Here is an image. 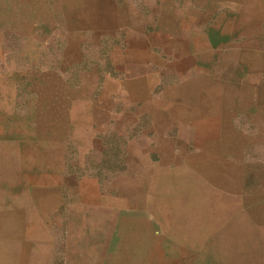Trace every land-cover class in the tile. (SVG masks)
<instances>
[{
  "label": "rangeland",
  "instance_id": "obj_1",
  "mask_svg": "<svg viewBox=\"0 0 264 264\" xmlns=\"http://www.w3.org/2000/svg\"><path fill=\"white\" fill-rule=\"evenodd\" d=\"M136 1L108 0L106 17L93 20L97 10L89 4L0 0V264L16 256L8 248L20 230L42 232L43 264L105 250L122 251L123 264L136 258L137 264H264V220L256 222V211L264 215V115L257 112L229 115L231 146L214 148V190L223 191L214 192L208 218L183 224L201 243L186 252L164 238L179 237V208L165 205L173 214L161 215L148 169L162 157L175 167L212 154L190 141L195 132L180 128L189 115L171 111L184 104L188 87V75L171 66L187 53L156 42L153 25L162 16L215 20L226 11L216 0ZM249 1L251 16L264 12V0ZM120 11L123 18L115 19ZM255 90L235 85L229 106L237 109L250 97L256 103ZM131 215L138 223L133 230L125 226Z\"/></svg>",
  "mask_w": 264,
  "mask_h": 264
},
{
  "label": "crops",
  "instance_id": "obj_2",
  "mask_svg": "<svg viewBox=\"0 0 264 264\" xmlns=\"http://www.w3.org/2000/svg\"><path fill=\"white\" fill-rule=\"evenodd\" d=\"M107 1L70 0V3L86 6L89 4L92 5L94 10L96 6L97 11L92 12L90 19L103 20L107 15L104 8ZM214 2L226 11L215 20L212 19L211 15L204 16L203 14L198 17L194 14L172 15L170 17L162 16L163 23L153 25V37L159 38V40L155 39L156 42L163 44L167 51H184V53H187L184 62L172 65L171 69L172 72L177 75L180 74L182 77L188 75L186 80L183 81L188 86L183 98L186 99L187 104L196 103V106H194L195 108L185 107L187 104L184 102L181 107L171 109V111L180 116L189 115L185 120H182L185 122L181 123L180 128L188 127L189 132L194 129L195 135L190 138V141L202 149L205 148L206 153L209 154L208 152H210L212 156L209 158L195 156L189 160L178 161L175 167H171L169 161L162 157L158 166L148 169L147 173L152 172L150 178L155 176L164 177L163 175L167 173H173L181 177H194L195 179L201 174L196 173V171H189V167L193 165L214 170V148L221 147L224 149L231 146L227 142L226 135L230 130L233 131L232 122L234 120L228 118V116L236 115L235 111L243 116L256 115V112L258 115H264V94L262 93L264 89V12L261 13L260 9L257 8L259 11L257 15L251 16L252 6L250 4L252 3L249 0H216ZM121 3L136 4L137 1L121 0ZM262 5L264 9V1H262ZM252 14L255 13L252 12ZM114 18L121 20L123 18L122 12L120 11L118 15L115 14ZM122 26V24H119L118 30L123 28ZM235 29L238 31L233 32ZM236 36L237 38L234 41L239 39L238 42L231 44L229 40ZM261 52L262 54H260ZM235 68L238 69L237 72ZM134 82L137 84L139 79L137 78ZM240 84L256 87L257 97L253 98L256 103L251 97L246 99L244 104L242 100H239L240 107L236 109L229 106L235 100L231 89ZM239 98L242 99V97ZM190 115H193V118ZM198 134L200 135L198 136ZM149 161L152 162L151 159ZM194 183H196V180ZM163 192L154 191L153 194L150 192V195L159 203L170 201ZM168 211L171 212V210ZM24 225L28 227L31 223L25 222ZM164 238L168 245L173 244L174 250L184 249L186 252L187 245L190 243L199 244L202 239L201 236L192 235H186L185 237L164 236ZM13 239L17 245L8 248V251L16 256L10 257L4 264H8V262L9 264L44 263V240L40 230L38 232L35 230L34 234L32 230H20ZM165 249L162 248L163 251H168V246ZM71 250L72 247L70 246L67 252L70 253ZM83 252L76 253V255L73 253L74 258L68 255L67 264H92V260L100 257V255L95 256L90 252ZM109 254L110 256L104 251L98 264H123L122 251ZM113 255L114 259L112 258ZM110 260H112V263L108 262ZM132 260H130V263L126 262V264L138 263L137 258L134 263H132Z\"/></svg>",
  "mask_w": 264,
  "mask_h": 264
},
{
  "label": "bare ground",
  "instance_id": "obj_3",
  "mask_svg": "<svg viewBox=\"0 0 264 264\" xmlns=\"http://www.w3.org/2000/svg\"><path fill=\"white\" fill-rule=\"evenodd\" d=\"M162 43H164V42H162ZM191 130H192V128H191ZM193 130H192V132H193ZM191 167H192V169H191ZM199 167H200L199 165H193V166L189 167V171H194V172L196 171V173L201 174L200 176H198L195 179L191 175L190 176L193 178H187L186 176L181 177L178 175L172 176V174H170V173L163 175L164 177L155 176V177H160L159 181H155L154 180L155 177L150 178L148 176L146 178V180L148 182V187L150 188L149 191L151 192V194H153L154 191L155 192H161V193H162V191H164L163 193L166 195L165 197L170 199V201H168V202L161 201L159 203L158 201H156L158 206H162V208L158 207V210H160L161 215H164V217H166V216H171L173 214L172 210H171V212H169L168 209L163 207V206H165L164 204H167L166 206H169L171 204H173V206L175 205V209L177 211H178L177 208H179L178 217H180L179 221L182 224L181 225L182 227L178 231L179 237H183V236L185 237L186 235H190L191 227H188V225L191 224L190 226H193V224H195V221H197L199 216H201V218H203V217L208 218L209 217L208 216L209 213H211L214 209V192L220 193L221 191H223V190H214V180H215V176H216V175H214V170H208V169L202 168L204 166H202L201 168H199ZM150 175H152V172H150ZM195 180H196V183H194ZM163 210H165V211H163ZM176 210H174V212ZM98 212L100 213V211H98ZM102 212L104 213L105 211H102ZM106 212H107V210H106ZM206 212H207V215L203 216V214H205ZM256 213L258 214V215H256V219H257L256 222L259 224L258 227H260V225L262 224L261 220H264V215L260 218L259 212L256 211ZM242 218L244 220L243 216H242ZM109 221H111V219ZM111 223H113V222L111 221ZM183 224H188V225L183 226ZM125 226H127L129 229L131 228L133 230L134 227L138 226L137 219L135 220V217L132 215L128 216ZM148 232H149V230H148ZM148 232L146 233V235L150 236V234L148 235ZM246 232H248V231H246ZM241 233L243 234V232H241ZM253 233H254V231H253ZM249 235H252V234L250 233ZM259 237H261V236H259ZM106 241H109V240H106ZM112 247L114 249L115 248L119 249V246L116 242L114 244H112ZM164 248H167V247L165 246ZM142 253H141V255H142ZM165 253H166V251H165ZM127 256L129 258L136 257L132 253H130V255H127ZM100 257L98 259H101ZM166 257H168V256H166Z\"/></svg>",
  "mask_w": 264,
  "mask_h": 264
}]
</instances>
